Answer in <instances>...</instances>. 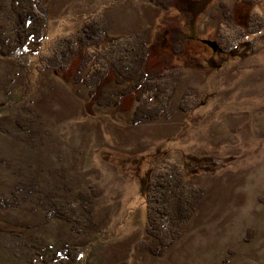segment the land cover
Here are the masks:
<instances>
[{
    "label": "rangeland",
    "instance_id": "1",
    "mask_svg": "<svg viewBox=\"0 0 264 264\" xmlns=\"http://www.w3.org/2000/svg\"><path fill=\"white\" fill-rule=\"evenodd\" d=\"M160 2L41 0L46 26L21 48L12 1L0 0V198L21 181L32 189L0 204V264H43L33 240L59 251L46 264H264V0ZM141 39V73L178 80L170 114L134 123L144 82L124 73ZM105 87L117 104L98 103ZM165 175L204 196L159 255L146 192ZM49 190L71 221L49 211ZM90 192L91 204L79 195Z\"/></svg>",
    "mask_w": 264,
    "mask_h": 264
},
{
    "label": "trees",
    "instance_id": "2",
    "mask_svg": "<svg viewBox=\"0 0 264 264\" xmlns=\"http://www.w3.org/2000/svg\"><path fill=\"white\" fill-rule=\"evenodd\" d=\"M12 1V8L13 13L15 16V26L14 31L16 34V41L15 45L17 47H25L26 43L34 37H38L41 35L42 30H44L47 18L45 17V11L41 7L40 2L41 0H11ZM157 6L163 5L161 0H150ZM171 3V1H170ZM100 28L98 24L96 23H89L87 26H84V34H87V40H93L95 39V36L100 34ZM105 33L107 31H104ZM103 33V32H102ZM97 39V38H96ZM207 45V44H206ZM140 47V48H138ZM140 51H139V50ZM142 49V50H141ZM139 51V52H138ZM147 51V45L145 42H142V39L140 40V43H138L134 48H131L129 51L126 49V52L131 55V57H134L131 59V63L127 64L125 68L127 69V72L124 73V77H126L128 80L136 81L137 83H143V87L141 88L140 96L137 98L138 105L136 106V109L134 110L132 122L134 123H141V122H147L152 121L154 119L158 118H164L168 114L172 112V107L170 106L171 96L168 94L172 93L175 90L176 81L177 78H174L172 82H169L167 78L162 77L160 75H154L152 76V79L146 78L144 73H141L143 71L142 65L144 61V56L146 55ZM75 48H68L66 51V54L74 55L76 54ZM130 60V59H129ZM88 65V63H84V65ZM131 66V67H130ZM86 66H82V68L78 71V78L81 75L82 70ZM116 71L117 65L115 66ZM97 73V72H96ZM95 73V75H96ZM97 79L93 82L87 81L86 79H81L80 81H83L89 86H98L99 80L101 79V74L98 72L96 75ZM93 84V85H92ZM94 93V91H93ZM93 93L90 95L92 96ZM118 94V95H117ZM169 95V96H168ZM117 96H120L118 93V90L115 88H108L105 87L100 92L98 96V103L100 105H107V104H114L117 101ZM144 98V99H143ZM117 104V103H116ZM6 130V129H5ZM8 133H10L7 130ZM174 168V167H173ZM171 172L175 173L171 169ZM178 180L181 182L182 174L180 172L175 174ZM153 180V179H152ZM25 182V181H24ZM19 182L16 184V188L12 189L11 191V197L7 198L6 196H3L0 198V204L5 207H13L12 204L20 205V196L17 199L18 193L22 194V200L24 197H28L30 195V191L32 189H27V184L25 182ZM154 182V181H153ZM183 183V181L181 182ZM154 184V186H153ZM175 183H172V181L169 180V178L165 176H161V179L158 178L155 180L154 183H149L147 192H146V202H147V210H146V222H147V234L148 236L152 238H156L160 243L159 250L157 251V254L161 255L165 248H168L172 245V243L177 239V231L176 229L178 226L186 221L189 220V218L192 217L193 211H196L197 206L200 205V201L202 200V197L204 196V191L199 190L194 191L193 189L188 188V191L185 192V190H182V192H177V189L175 190ZM183 185V184H182ZM153 194H150L151 188L153 189ZM48 197L51 199L50 202L54 205V207H50L51 212L56 213V216L60 219H67L71 221V217H65L64 212L60 210V208L56 207L58 202L60 201L59 198H64V195H58L55 194L53 191L49 190ZM79 195L82 196L83 199L89 200V204L92 203L93 197L91 196V192L87 193V195H83V193H79ZM81 198V199H82ZM69 199V198H68ZM84 212L86 213V216L89 217V214L91 213V207L87 206L86 208H83V205L81 206ZM48 211V212H49ZM164 221V223L159 224L161 221ZM73 227L75 228V223H73ZM171 225H174L175 230H172L171 232L164 233V230H169ZM91 226L87 225V229H90ZM164 229V230H163ZM172 237V242L166 241L167 237ZM33 246V248L38 250V254H36V257H32L31 260H38L43 264L48 263H55L58 262V256H56L59 251L52 250L46 245H43L38 240L30 241ZM27 244V242L25 243ZM21 246H23L21 244ZM25 246V245H24ZM31 246V247H32ZM30 247V246H29ZM155 248L149 246V250L154 253ZM153 250V251H152ZM53 251V254L55 255L53 257V260L49 261L48 258V252ZM50 254V252H49Z\"/></svg>",
    "mask_w": 264,
    "mask_h": 264
},
{
    "label": "flooded vegetation",
    "instance_id": "3",
    "mask_svg": "<svg viewBox=\"0 0 264 264\" xmlns=\"http://www.w3.org/2000/svg\"><path fill=\"white\" fill-rule=\"evenodd\" d=\"M206 46V48L210 49L212 52H214L216 55H218L220 58L222 57V55L227 51V49L223 46H220V44L218 43V46H216V49L213 50L211 49V47H209L208 45L204 44ZM231 54L233 55L234 53L231 52Z\"/></svg>",
    "mask_w": 264,
    "mask_h": 264
},
{
    "label": "water",
    "instance_id": "4",
    "mask_svg": "<svg viewBox=\"0 0 264 264\" xmlns=\"http://www.w3.org/2000/svg\"><path fill=\"white\" fill-rule=\"evenodd\" d=\"M204 42L211 48L216 49V45H217L216 42H213V41H204Z\"/></svg>",
    "mask_w": 264,
    "mask_h": 264
}]
</instances>
